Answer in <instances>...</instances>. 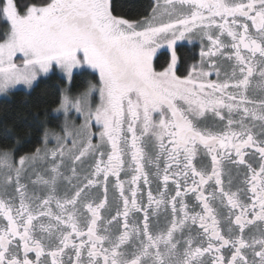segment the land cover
Returning a JSON list of instances; mask_svg holds the SVG:
<instances>
[{
	"label": "snow or ice",
	"instance_id": "1",
	"mask_svg": "<svg viewBox=\"0 0 264 264\" xmlns=\"http://www.w3.org/2000/svg\"><path fill=\"white\" fill-rule=\"evenodd\" d=\"M149 7L0 0V94L92 77L32 117L40 147L0 151V264H264V0Z\"/></svg>",
	"mask_w": 264,
	"mask_h": 264
},
{
	"label": "trees",
	"instance_id": "2",
	"mask_svg": "<svg viewBox=\"0 0 264 264\" xmlns=\"http://www.w3.org/2000/svg\"><path fill=\"white\" fill-rule=\"evenodd\" d=\"M151 4L153 0H112L113 14L130 20L141 19L150 13ZM3 30V25L0 24V35ZM177 53L181 58L180 71L185 73V67L192 61V54L184 47H178ZM169 60V56L161 52L155 59V67L160 70ZM91 78L90 74L74 75L71 82L72 93L83 91ZM63 85L64 82H61V77L56 73L51 78H41L30 92L17 90L10 93L9 97L0 99V151L14 152L17 159L41 146L40 136L34 127H30L32 117L39 113L43 119L45 112H52ZM61 122L62 120L53 119L49 124L57 128Z\"/></svg>",
	"mask_w": 264,
	"mask_h": 264
},
{
	"label": "flooded vegetation",
	"instance_id": "3",
	"mask_svg": "<svg viewBox=\"0 0 264 264\" xmlns=\"http://www.w3.org/2000/svg\"><path fill=\"white\" fill-rule=\"evenodd\" d=\"M178 47H184V48H187L188 49V51H189V53H191L192 54V57L194 56V55H197L198 54V51H199V43L198 42H196V43H194V44H188L186 41L185 42H183V43H181V44H178V46H177V49H178ZM168 56H169V59H170V55H169V53L168 52H166V51H164ZM177 55H178V53H177ZM192 57H191V60H192ZM178 59H179V63H178V68H179V74H185V73H182L181 71H180V65H181V58H180V56L178 55ZM190 60V61H191ZM193 61H191V62H189L188 64H187V66H189L191 63H192ZM186 66V67H187ZM185 70V69H184ZM249 96H251V97H254V98H260L262 95H264V92H262L258 87H257V84H256V80L254 79V81H253V84L250 86V89H249ZM17 160H18V158H17ZM109 199L111 200L112 199V190H111V187H110V190H109Z\"/></svg>",
	"mask_w": 264,
	"mask_h": 264
},
{
	"label": "rangeland",
	"instance_id": "4",
	"mask_svg": "<svg viewBox=\"0 0 264 264\" xmlns=\"http://www.w3.org/2000/svg\"><path fill=\"white\" fill-rule=\"evenodd\" d=\"M153 3H155V0H153ZM181 43H183V42H179L178 44H181ZM178 44H177V46H178ZM164 52V51H166V52H168L167 51V49H160L159 51H158V53H157V55L160 53V52ZM169 53V52H168ZM169 55H170V53H169ZM60 77H61V74L57 71L56 72ZM41 78H44V77H41ZM40 78V79H41ZM72 82V81H71ZM65 86H70L71 87V83H70V85L68 84V82L67 81H64V85H63V87L61 88V89H63ZM17 90H22V91H25V92H30L32 89H27V88H25L24 86H17V88L16 89H13L10 93H12V92H14V91H17ZM10 93H8V94H0V99H4V98H7V97H9V94Z\"/></svg>",
	"mask_w": 264,
	"mask_h": 264
}]
</instances>
